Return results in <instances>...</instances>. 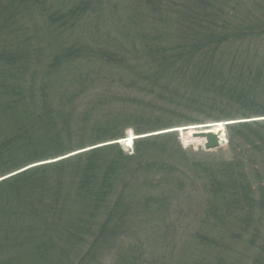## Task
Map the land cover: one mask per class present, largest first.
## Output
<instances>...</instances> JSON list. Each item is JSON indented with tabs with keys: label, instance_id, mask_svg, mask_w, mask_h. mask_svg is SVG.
I'll use <instances>...</instances> for the list:
<instances>
[{
	"label": "trees",
	"instance_id": "1",
	"mask_svg": "<svg viewBox=\"0 0 264 264\" xmlns=\"http://www.w3.org/2000/svg\"><path fill=\"white\" fill-rule=\"evenodd\" d=\"M209 120L229 158L116 143ZM0 179V264H166L141 222L194 184L179 264H264V0H0Z\"/></svg>",
	"mask_w": 264,
	"mask_h": 264
},
{
	"label": "rangeland",
	"instance_id": "2",
	"mask_svg": "<svg viewBox=\"0 0 264 264\" xmlns=\"http://www.w3.org/2000/svg\"><path fill=\"white\" fill-rule=\"evenodd\" d=\"M229 122H234V121H214V120H209V121H204L202 123H193V124H182L177 127H174L170 130H165V131H159V133L154 132V133H148L146 135H136L135 132L131 129H128L126 134V138L130 137V135L134 134L138 138H143L146 136H152V135H157L160 133H165L169 131H180V132H175L178 133V138L182 143V147L187 150L189 153H195L196 154H202L200 152L205 151L203 147V142H193V144H187V137L189 136L190 131H206L209 130L208 127H210L212 124L215 125L216 123H229ZM227 127L224 126L225 128V135H227ZM227 138V136H226ZM122 140H127V139H122ZM122 140H119L123 142ZM136 141V140H134ZM115 143V142H114ZM107 144H112V143H104V144H99L98 146H103ZM123 148L125 149L124 151L132 154L134 150V142L131 144L123 142L121 144ZM89 150V149H87ZM82 152L81 150H78L75 153L68 155V156H73L75 154H79ZM210 156H205L204 154L202 155L203 159H212V158H229L230 153L228 151V146H221L218 150H214L210 152ZM68 156H63L59 157L58 160H61L63 158H66ZM57 160H52L46 163H52ZM187 193L184 192H176L175 194H169L171 196L170 200L168 203L164 204V214H169L172 215V224L170 228H164L166 225L162 224V219L160 216V221L157 223V225H153V223L145 217L141 229H140V237L141 240L143 241L144 244V250L149 254H155L158 257H164L166 264H175L174 262L176 261L178 264L183 262L184 259H180L178 261V254H179V248L182 245L183 241L187 238V235L191 233V231L194 228V225L196 223L197 217L199 214L202 213V207H203V195L201 194V191L199 189L198 184H194ZM149 213V212H147ZM170 221V220H169ZM164 230V233H166V229L168 232V235L166 238H158L156 229H162ZM168 236L172 238L173 243L171 244H166L164 241L168 240ZM165 245V248L163 247ZM165 249V254L162 255L160 253ZM182 258V256H181Z\"/></svg>",
	"mask_w": 264,
	"mask_h": 264
},
{
	"label": "water",
	"instance_id": "3",
	"mask_svg": "<svg viewBox=\"0 0 264 264\" xmlns=\"http://www.w3.org/2000/svg\"><path fill=\"white\" fill-rule=\"evenodd\" d=\"M228 124H232V122L227 123L225 125H228ZM221 135H224V132L214 133L212 131H201V132H197L194 137L205 139L206 140L205 149L207 151H212V150L220 148ZM134 139H138V138L135 135H131V137H129V142L133 143ZM119 143L121 144V142Z\"/></svg>",
	"mask_w": 264,
	"mask_h": 264
},
{
	"label": "bare ground",
	"instance_id": "4",
	"mask_svg": "<svg viewBox=\"0 0 264 264\" xmlns=\"http://www.w3.org/2000/svg\"><path fill=\"white\" fill-rule=\"evenodd\" d=\"M223 127H224V123H218L217 125H211L210 127H208L209 128V131H212V132H214V133H221V132H224V129H223ZM197 132H195V131H190L189 132V136L187 137L188 139V144H193V142H199V141H201V139H199V138H195V137H193V136H195V134H196ZM225 136H222L221 135V141L222 142H224L225 140V138H224ZM122 141H127V140H122ZM128 144H131V143H129L128 142Z\"/></svg>",
	"mask_w": 264,
	"mask_h": 264
}]
</instances>
